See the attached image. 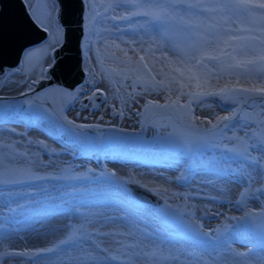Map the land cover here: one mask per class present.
Listing matches in <instances>:
<instances>
[{"label":"snow or ice","instance_id":"obj_1","mask_svg":"<svg viewBox=\"0 0 264 264\" xmlns=\"http://www.w3.org/2000/svg\"><path fill=\"white\" fill-rule=\"evenodd\" d=\"M0 264H264V0H0Z\"/></svg>","mask_w":264,"mask_h":264},{"label":"rangeland","instance_id":"obj_2","mask_svg":"<svg viewBox=\"0 0 264 264\" xmlns=\"http://www.w3.org/2000/svg\"><path fill=\"white\" fill-rule=\"evenodd\" d=\"M32 135V134H31ZM149 135H151V132H149ZM33 136V135H32ZM35 137V136H33ZM37 138V137H36ZM40 139H44V137L42 136H39ZM50 144H51V141H48ZM66 159H70L69 157H65ZM76 163H80V161H76ZM233 214H236V215H239V213H233Z\"/></svg>","mask_w":264,"mask_h":264},{"label":"bare ground","instance_id":"obj_3","mask_svg":"<svg viewBox=\"0 0 264 264\" xmlns=\"http://www.w3.org/2000/svg\"><path fill=\"white\" fill-rule=\"evenodd\" d=\"M107 118V117H106ZM130 124V122H128ZM33 136L39 138L40 134L38 132H33L31 133Z\"/></svg>","mask_w":264,"mask_h":264}]
</instances>
